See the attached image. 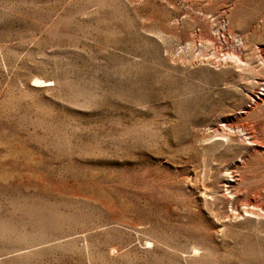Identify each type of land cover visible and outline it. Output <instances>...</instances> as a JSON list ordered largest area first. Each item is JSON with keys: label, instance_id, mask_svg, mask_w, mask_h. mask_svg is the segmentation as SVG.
<instances>
[{"label": "rangeland", "instance_id": "1", "mask_svg": "<svg viewBox=\"0 0 264 264\" xmlns=\"http://www.w3.org/2000/svg\"><path fill=\"white\" fill-rule=\"evenodd\" d=\"M262 83L264 0H0V264H264Z\"/></svg>", "mask_w": 264, "mask_h": 264}, {"label": "built area", "instance_id": "2", "mask_svg": "<svg viewBox=\"0 0 264 264\" xmlns=\"http://www.w3.org/2000/svg\"><path fill=\"white\" fill-rule=\"evenodd\" d=\"M227 21L226 20H219L217 25L214 28L213 36L217 39L220 43L219 46H223L226 51L225 54H230L236 56L237 54L242 51L243 48V40L239 35L230 33L227 28ZM184 47V46H182ZM181 46L176 49L175 53L182 52L183 48ZM262 94V93H261ZM258 98V97H257Z\"/></svg>", "mask_w": 264, "mask_h": 264}, {"label": "bare ground", "instance_id": "3", "mask_svg": "<svg viewBox=\"0 0 264 264\" xmlns=\"http://www.w3.org/2000/svg\"><path fill=\"white\" fill-rule=\"evenodd\" d=\"M36 83H38V82H36ZM261 91H262V95H264V83L261 84ZM245 206H246V207L249 206L250 209H253L254 207H256V206L253 204V202H252V203L249 202V203L245 204ZM244 213H247L246 210H244ZM247 214H250V213H247Z\"/></svg>", "mask_w": 264, "mask_h": 264}]
</instances>
